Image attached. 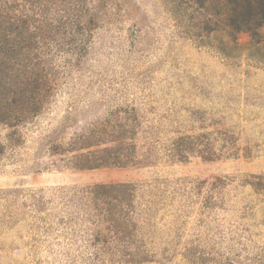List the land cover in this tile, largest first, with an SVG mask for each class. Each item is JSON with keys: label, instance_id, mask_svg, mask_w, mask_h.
Wrapping results in <instances>:
<instances>
[{"label": "rangeland", "instance_id": "1", "mask_svg": "<svg viewBox=\"0 0 264 264\" xmlns=\"http://www.w3.org/2000/svg\"><path fill=\"white\" fill-rule=\"evenodd\" d=\"M86 1L100 10L82 62L32 123L13 134L0 124V264H116L70 227L38 229L26 198L110 183L138 184L152 208L139 221L141 264H264V29L234 44L222 33L189 38L185 19L167 13L169 0ZM121 105L137 110L140 154L154 146L155 163L77 171L53 155ZM190 133L237 155L171 162V141Z\"/></svg>", "mask_w": 264, "mask_h": 264}, {"label": "trees", "instance_id": "2", "mask_svg": "<svg viewBox=\"0 0 264 264\" xmlns=\"http://www.w3.org/2000/svg\"><path fill=\"white\" fill-rule=\"evenodd\" d=\"M15 1L0 0V124L12 134L45 111L59 82L82 62L100 10H91L86 0H32L35 4L29 7ZM166 11L174 20L185 19L189 38L210 39L222 33L234 44L237 34L248 33L254 41L264 29V0H169ZM141 121L134 106H116L91 131L66 147L56 144L51 151L68 156L66 166L77 171L153 164L156 148L140 154L136 142ZM208 136L190 133L174 138L168 159L237 155L236 146L222 150ZM5 150L0 142V157ZM137 185L62 187L48 194L41 189L28 191L26 198L38 229L47 233L56 224L70 227L74 234L86 236V244L96 247L100 257L110 256L116 264H141L144 252L136 250L135 243L142 241L140 222L152 208H143ZM49 207L54 213L44 217Z\"/></svg>", "mask_w": 264, "mask_h": 264}]
</instances>
